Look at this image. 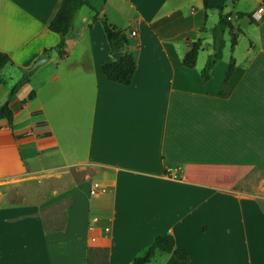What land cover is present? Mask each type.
I'll return each instance as SVG.
<instances>
[{"label":"crops","instance_id":"0c3cea01","mask_svg":"<svg viewBox=\"0 0 264 264\" xmlns=\"http://www.w3.org/2000/svg\"><path fill=\"white\" fill-rule=\"evenodd\" d=\"M262 1L226 0L249 44L220 95L228 58L206 81L205 59L181 62L198 37L200 51H212L203 33L213 13L202 0H87L62 58L47 25L60 0H0V57H9L0 104L7 79L16 82L42 52L49 57L11 96V123L0 121V264H88V248L104 251V260L90 252L94 264H131L159 233L173 235L188 264H264ZM100 17L127 35L130 84L101 71L114 58ZM48 177L65 182L44 202L6 195ZM173 261L157 251L146 264Z\"/></svg>","mask_w":264,"mask_h":264},{"label":"trees","instance_id":"16d2710c","mask_svg":"<svg viewBox=\"0 0 264 264\" xmlns=\"http://www.w3.org/2000/svg\"><path fill=\"white\" fill-rule=\"evenodd\" d=\"M87 4V0H60L59 7L53 17L48 21V28L59 34V40L55 47L57 48L58 57L62 58L65 51V37L68 33L74 16L78 9ZM202 5L205 10L216 9L218 11V17L214 25L210 29L211 36V48L212 51L207 55L206 61L200 70L201 78L206 81L210 76V68L214 63L222 57V51L225 44L223 34L225 31L229 32L230 35V47L233 48L237 43V31L238 27L233 26L230 19L227 18L231 15L230 11H224L226 7V0H202ZM264 8V0L262 1ZM238 16L246 15L251 22H257L251 12H236ZM98 18L97 14L94 19ZM264 18V11L261 15ZM103 27L104 35L110 51H120L121 55L119 59H112L102 63V73L111 81L130 84L132 82L136 64L133 55L126 50L127 35L123 29L116 27L109 23L105 17L99 18ZM202 38L198 37L191 42L190 47L182 54L181 62L186 66H193L196 63L197 55L201 49ZM45 49L44 51H47ZM9 61V57L6 54H2L0 57V68ZM234 69V58L231 56L229 59L228 67L225 72L223 79V86L218 91L220 95H223L226 91L225 83L230 77ZM23 74L9 89L6 100L0 104V121L6 120L11 123L12 120V109L10 107V98L14 94L15 90L21 85L30 75ZM34 92L31 90L28 93V98H32ZM91 251L101 253V258L104 260V251L98 249L88 248V264H94L89 260V254ZM157 251L169 253L174 261L172 264H188V255L185 249L178 245L171 233H159L154 235L150 245L143 251L142 254L135 256L131 264H146L149 262ZM100 264H104V261Z\"/></svg>","mask_w":264,"mask_h":264},{"label":"rangeland","instance_id":"374dc122","mask_svg":"<svg viewBox=\"0 0 264 264\" xmlns=\"http://www.w3.org/2000/svg\"><path fill=\"white\" fill-rule=\"evenodd\" d=\"M228 3H231V0H227ZM230 5V4H229ZM211 15L207 20V27L211 29V27L214 25V23L216 22V16L218 15V11L216 9H211L210 10ZM239 26V30L237 31V43L235 44V46L233 48L230 47V35L228 31H225L223 34V38L225 41L224 47H223V51L222 54L225 58H228V61L230 59V57H234V55H238L241 56L242 58L247 55V47H248V41L247 38L244 34V28L242 27V25H238ZM203 34H207L208 36L210 35V31L207 30V32L203 33ZM207 48H210L208 45L204 44L203 45V49L199 52L198 54V59L199 61H202V59L207 58ZM206 57V58H205ZM21 76V74H20ZM7 82H11L10 86H12L15 81H10L7 79ZM88 170L90 172H95L96 168L95 167H90L88 168ZM65 182V180H52L51 178H42L39 181L36 180H31V181H27L25 184L23 185H16V186H12L10 188H8L6 195L8 196V198L12 201L14 200H31V201H35V200H40L42 202H44L45 200L51 198L53 196V191L61 188V183ZM65 203V200L61 201L59 204H57L58 207V211H60L61 206H63V204ZM56 207V208H57ZM44 215L48 213L49 209H47L46 207H43L41 210Z\"/></svg>","mask_w":264,"mask_h":264},{"label":"water","instance_id":"95a60500","mask_svg":"<svg viewBox=\"0 0 264 264\" xmlns=\"http://www.w3.org/2000/svg\"><path fill=\"white\" fill-rule=\"evenodd\" d=\"M120 51H115L112 53V56L114 59H119L120 58ZM48 55L46 54V52H42L39 57L26 69L25 73L28 74L32 71H34L35 69H37L40 65H42L43 63L46 62V60H48Z\"/></svg>","mask_w":264,"mask_h":264},{"label":"built area","instance_id":"2783aa9c","mask_svg":"<svg viewBox=\"0 0 264 264\" xmlns=\"http://www.w3.org/2000/svg\"><path fill=\"white\" fill-rule=\"evenodd\" d=\"M227 18L230 19V18H231V15H228ZM128 33H129V35H134V34H136V30H135V29H130V30L128 31ZM99 188H100L99 183H98L97 181H94V182L92 183L90 189H89V192H90L91 194H95ZM96 219H97L96 217H93V218H92L93 221H95ZM89 227H91V225H90ZM105 229L108 230V227H106Z\"/></svg>","mask_w":264,"mask_h":264}]
</instances>
